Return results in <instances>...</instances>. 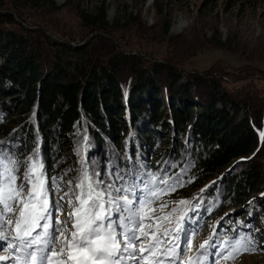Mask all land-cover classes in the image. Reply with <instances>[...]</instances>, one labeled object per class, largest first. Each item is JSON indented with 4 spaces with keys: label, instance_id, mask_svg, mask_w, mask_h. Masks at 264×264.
<instances>
[{
    "label": "trees",
    "instance_id": "obj_1",
    "mask_svg": "<svg viewBox=\"0 0 264 264\" xmlns=\"http://www.w3.org/2000/svg\"><path fill=\"white\" fill-rule=\"evenodd\" d=\"M80 1L0 0V150L23 161L39 147L48 174L64 177L59 198L82 157L105 181L114 164L121 175L173 164L184 186L170 208L194 194L195 219L241 205L238 232L264 236V68H189L215 41L198 21L169 36L166 2L153 1L152 24L143 5L110 24L104 0L91 12Z\"/></svg>",
    "mask_w": 264,
    "mask_h": 264
},
{
    "label": "snow or ice",
    "instance_id": "obj_2",
    "mask_svg": "<svg viewBox=\"0 0 264 264\" xmlns=\"http://www.w3.org/2000/svg\"><path fill=\"white\" fill-rule=\"evenodd\" d=\"M80 165L56 200L64 177L48 174L39 147L23 161L0 150V251L8 253L0 255V264H204L209 256L219 264L258 250L251 234L214 241L213 226L196 254L188 255L199 228L188 215L191 201H175L167 212V201L150 207L184 186L180 173L168 174L173 164L156 173L129 169L123 175L114 164L108 181L90 171L85 158ZM65 206L67 217L60 219Z\"/></svg>",
    "mask_w": 264,
    "mask_h": 264
},
{
    "label": "rangeland",
    "instance_id": "obj_3",
    "mask_svg": "<svg viewBox=\"0 0 264 264\" xmlns=\"http://www.w3.org/2000/svg\"><path fill=\"white\" fill-rule=\"evenodd\" d=\"M68 0H55L58 5H64ZM101 0H81L82 8L86 11H93L96 2ZM137 6H134L133 0H104L107 19L112 24L116 18L120 17V23L131 21L129 13L135 9L134 14L142 6V20L148 24L153 22L154 0H137ZM158 3L166 2L168 7L173 8L171 23L169 27V36H175L188 31L189 26L198 21L204 29L207 37L215 41V48L207 49L204 52L189 59L188 67L204 69L209 67L215 61L227 62L232 64H241L245 61L255 62L264 68V61H260V50L264 48V0H157ZM121 13V14H119ZM183 24L184 28L179 30L178 25ZM219 39V40H218ZM162 54V53H161ZM258 85L264 89V79H260ZM20 181L18 180L17 183ZM27 191V189H26ZM198 194H194L193 199ZM55 199L59 200L58 192L55 193ZM169 195L152 204L151 208H158L160 203L168 202ZM191 200V204L193 202ZM190 204V205H191ZM190 205L188 207H190ZM64 209L60 219L67 217V210ZM165 209V212L169 211ZM160 215L159 211L155 213ZM190 217V212L188 213ZM221 217L219 220L218 217ZM229 217V222L224 224L223 218ZM241 218H248L249 215L241 205H233L229 208L220 209L214 215H203L194 218L199 222L198 234L192 239V250L188 255H195L200 243L206 240L213 233L215 226L216 236L223 239L225 236L232 237L239 231L236 223ZM14 219V217H13ZM219 222V223H217ZM256 226L259 229L262 223L256 219ZM252 233V232H251ZM262 236L257 240V251L254 253H242L235 259L227 261L221 259L219 264H264V248ZM181 247L183 245L181 244ZM0 255H8L7 252L0 251ZM212 257H206L204 264H211Z\"/></svg>",
    "mask_w": 264,
    "mask_h": 264
},
{
    "label": "bare ground",
    "instance_id": "obj_4",
    "mask_svg": "<svg viewBox=\"0 0 264 264\" xmlns=\"http://www.w3.org/2000/svg\"><path fill=\"white\" fill-rule=\"evenodd\" d=\"M183 28H184V25H183V24H179V25H178V29H179V30H181V29H183Z\"/></svg>",
    "mask_w": 264,
    "mask_h": 264
},
{
    "label": "water",
    "instance_id": "obj_5",
    "mask_svg": "<svg viewBox=\"0 0 264 264\" xmlns=\"http://www.w3.org/2000/svg\"><path fill=\"white\" fill-rule=\"evenodd\" d=\"M85 42V41H84Z\"/></svg>",
    "mask_w": 264,
    "mask_h": 264
}]
</instances>
